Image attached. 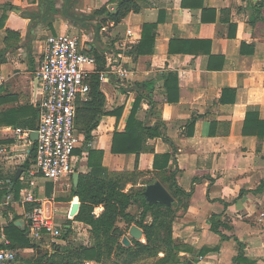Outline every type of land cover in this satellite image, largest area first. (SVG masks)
Masks as SVG:
<instances>
[{
    "label": "crops",
    "instance_id": "obj_1",
    "mask_svg": "<svg viewBox=\"0 0 264 264\" xmlns=\"http://www.w3.org/2000/svg\"><path fill=\"white\" fill-rule=\"evenodd\" d=\"M119 1L71 0L67 9L75 19L58 15L51 28L37 25V32L28 39L29 22L21 14L36 12L35 0H0V76L4 79L0 97L6 100L0 113L32 104L37 108L32 73L49 35L77 37L90 54H101L105 65L108 58L117 59L128 72L126 79L99 84L105 97L104 112H120V116H102L87 144L77 134L72 175L77 174L79 180L80 175L90 173L89 151L102 153L100 167L95 169L100 178L137 170L162 185L160 177L178 172L176 185L191 193L188 198H173L174 207L179 200L184 205L176 212L171 233L174 245L183 249L178 254L173 251L176 262L165 264H233L237 242L243 244L245 258L264 264V137L242 134L246 113L255 112L264 121V0H131L138 10L114 22L109 14L118 13ZM100 10L102 14L95 15ZM154 24L153 44L150 47L151 34L140 54L143 26ZM40 35L47 36L42 39ZM97 67L95 63L88 69L93 72ZM168 85L171 99H176L172 103L167 101ZM136 98L140 99L136 122L149 129L162 124L169 143L161 137H147L143 139L145 151L138 157L114 155L113 135L124 132ZM17 128L0 127V146L6 149L0 159L4 183L0 193L11 190L12 181L18 185L17 195L14 188L0 197V230L16 216L15 222H24L19 229L27 230L25 236L33 247L12 250L28 259L12 264H26L39 255L52 258L64 248L73 255L75 249L90 247L89 226L67 222L73 207L79 208L78 200L70 199L76 187L72 175L55 182L28 177L22 166L28 160L25 151L31 147L15 140ZM155 155L170 156L166 170L153 169ZM26 195L33 201L24 202ZM39 207L60 230L59 238L34 237L27 215ZM101 211L102 207L94 209L96 215ZM212 216L220 217L224 226L219 232L226 240L211 231ZM118 226L122 229L124 223ZM67 231V240L62 239ZM128 231L120 242L126 237L130 247ZM137 241L145 243L143 234ZM0 243L6 246L8 241L1 236ZM163 257L159 252L155 259L137 263L151 264Z\"/></svg>",
    "mask_w": 264,
    "mask_h": 264
},
{
    "label": "trees",
    "instance_id": "obj_2",
    "mask_svg": "<svg viewBox=\"0 0 264 264\" xmlns=\"http://www.w3.org/2000/svg\"><path fill=\"white\" fill-rule=\"evenodd\" d=\"M57 1L64 3L65 0H35V3L38 5L36 12H22L21 17L27 19L29 22L26 36L28 39L30 36H33L37 25L43 24L51 28L53 19L58 15L76 18L67 9L71 0H67L66 8L61 4L59 9L56 7ZM118 6L119 11L117 14H109V18L114 22H118L127 12H136L138 10L135 3L131 0H120ZM102 11H97L95 15L102 14ZM155 29V24L143 26L141 43L138 48L140 54H143L142 49L147 45V37L151 36V34L152 37L150 40L152 43L150 47L153 44V33ZM16 39H18V36H16ZM97 54L93 55V57L98 67L88 77L87 84L89 92L87 97L84 100H78L75 105V128L78 133L83 135L85 144L91 140V133L98 126L100 118L104 115L114 114L104 112L105 97L100 90L98 72L104 69L105 62L100 59L102 55ZM167 91V101L169 103L176 101V99H171L172 94L169 85ZM5 101L4 98L0 97V105ZM139 103L140 99L136 98L124 132L122 134L114 133L111 147L112 154H134L138 157L139 153L145 151V142L143 139L147 137H161L164 142L169 143L164 135L165 127L162 124H157L154 128L149 129L142 127L141 124L136 122L135 115ZM37 114L38 111L34 104L8 109L0 113V127L17 126L22 129L34 131L37 128ZM114 115L118 118L120 112ZM193 123L194 121L190 125L192 126ZM242 134L244 136H256L258 139H262L264 137V121H260L255 112L246 113ZM34 149L35 144H32L28 154V160L22 167L28 169L32 165ZM87 157L88 167H90L91 171L87 175H80L76 187L72 190L70 199H77L79 208L76 214L69 216L67 222L75 221L89 226L93 238L92 245L88 248L75 249L73 255H70L69 250L66 248L60 250L62 254L52 258L39 255L36 256L35 260L28 261L26 264H84L85 262L92 261L102 264H136L140 260L155 259L159 252H163L164 257L151 264H165L170 261L172 263L176 262L177 260L175 259L173 251L178 254L183 249L181 246L174 245L172 240V222L176 215L174 211L176 207L173 205L167 207L160 204L148 205L144 201L142 193L148 184H152V180L149 182L143 181L142 188L137 191L134 190L137 178L147 176L146 173L135 170L131 173H116L110 177L100 178L95 174V169L96 167H100L102 153L89 151ZM169 160L170 156L168 155H155L153 169L160 172L166 170ZM176 175H178V172L170 174L167 178L160 177L159 179L162 185L167 183L168 187L165 186L166 191L172 198H188L191 192L186 193L176 185ZM193 182L195 183L196 180L194 179ZM128 184L131 185V188L125 191ZM11 185V190H4L0 193V197L2 195H8L14 188L17 190H15V194L17 195V182L12 181ZM135 202L138 203L141 209L138 216L132 214L130 210ZM179 202L182 203L183 201L179 200L178 204ZM97 207H102V211L95 215L94 209ZM182 208H184V205ZM148 217L151 218L150 223H147ZM219 218L218 216H212L210 218V228L213 233L221 235L219 228L224 225L218 220ZM16 219L17 217L15 216L12 222L5 226L2 231L0 230V238L4 236L8 241L6 246L0 243V250H16L33 247L29 239L25 236L27 230H20L14 225ZM118 223H124V227L122 229L119 228ZM132 224L142 230L145 243L131 239L132 245L130 247H124L120 239ZM68 235L69 232L67 231L62 235V239L67 240ZM221 238L223 240L227 239L222 235ZM237 245L238 251L233 258V264H253L245 258L243 244L237 242Z\"/></svg>",
    "mask_w": 264,
    "mask_h": 264
},
{
    "label": "built area",
    "instance_id": "obj_3",
    "mask_svg": "<svg viewBox=\"0 0 264 264\" xmlns=\"http://www.w3.org/2000/svg\"><path fill=\"white\" fill-rule=\"evenodd\" d=\"M95 58L82 48L80 41L70 35H49L45 40L40 59L33 70L35 91L38 97V123L34 131L17 128L14 138L26 147L35 144L34 159L27 169L30 178H42L55 182L69 178L73 173V153L78 147L79 138L75 128V105L84 100L89 92L87 80L94 68ZM128 72L118 64V60L107 59L105 68L98 72V82L110 79H126ZM4 79L0 76V86ZM37 133V140L32 143L30 135ZM6 149L0 146V159ZM29 151H25L27 157ZM4 183L0 180V190ZM33 201L31 195L24 197V202ZM42 207L34 208L27 219L35 238L49 234L52 238L60 237V230L49 217L44 216ZM96 215V214H95ZM16 252L0 250V264H12Z\"/></svg>",
    "mask_w": 264,
    "mask_h": 264
},
{
    "label": "water",
    "instance_id": "obj_4",
    "mask_svg": "<svg viewBox=\"0 0 264 264\" xmlns=\"http://www.w3.org/2000/svg\"><path fill=\"white\" fill-rule=\"evenodd\" d=\"M67 0L64 1V6H66ZM7 9H10V7H7ZM15 13H19V10H14ZM38 114H37V119H38ZM30 139L32 141V143H34L37 140V133L36 132H32L30 135ZM17 177H19V172L17 174ZM72 179H73V184L74 186L77 185V181H78V175L77 174H73L72 175ZM143 199L144 201L148 204V205H155V204H160V205H164L167 207H171L173 205V198L169 195V193L166 191V189L159 183V182H155L152 184H148L145 187V190L142 193ZM78 209V206L75 205L72 209V212L70 213V215H73ZM14 225L17 228L22 229V225H24L23 221H17L14 223ZM128 236L134 240H139L142 236V232L140 229H138L136 226H132L130 227L129 231H128ZM121 244L125 247L129 246V241L126 237H123L121 240Z\"/></svg>",
    "mask_w": 264,
    "mask_h": 264
},
{
    "label": "rangeland",
    "instance_id": "obj_5",
    "mask_svg": "<svg viewBox=\"0 0 264 264\" xmlns=\"http://www.w3.org/2000/svg\"><path fill=\"white\" fill-rule=\"evenodd\" d=\"M57 4L60 5V1H57ZM37 27H39V26H37ZM37 30H38V29H36V32H37ZM46 36H47V35H40V37H41L42 39H44ZM15 59H16V57H15ZM18 60H19V57H18ZM76 131H77V130H76ZM77 134H78V132H77ZM150 180H154V179H148L147 176L138 177V178H137V181H136V184H135V186H134V190L137 191V190H139L140 188H142V182H143V181H148V182H149ZM163 183H164V182H163ZM164 184H165L166 187H168L167 183H164ZM130 188H131V185L128 184V185L126 186L125 190H129ZM182 207H183V204H182L181 202H179V204L176 206V209L174 210L175 213L178 212V211H180V210L182 209ZM130 210H131V213H132V214H136V216H138L139 213H140V211H141V209L139 208V205H138L137 202H135V204L132 205V207L130 208ZM58 215H59V214H58ZM47 242H49V240H48ZM53 246H56V245L54 244ZM26 258H27V257H26L24 254L21 255L20 253H18V254L16 255V262H21V263H22V262H25V261L28 260V259H26Z\"/></svg>",
    "mask_w": 264,
    "mask_h": 264
}]
</instances>
